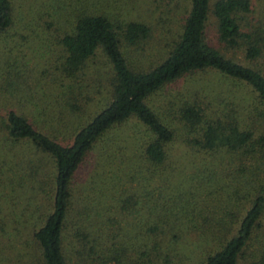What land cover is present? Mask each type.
Wrapping results in <instances>:
<instances>
[{
  "label": "trees",
  "instance_id": "obj_1",
  "mask_svg": "<svg viewBox=\"0 0 264 264\" xmlns=\"http://www.w3.org/2000/svg\"><path fill=\"white\" fill-rule=\"evenodd\" d=\"M13 1L0 0V33L13 23ZM40 1L36 20L58 32V72L48 77L45 89L31 88L17 60L6 56L0 61V143L28 149L19 180L8 183L26 178L28 198L42 192L40 201L48 206L38 212L39 203H29L21 240L16 227L3 230L12 245L21 241L27 264H185V248L198 264H264V0L256 17L250 0H189L178 36L158 61L146 65L137 64L151 35L140 0ZM209 14L217 40L240 49L245 63L205 41ZM97 49L108 62L110 77L106 94L93 100L100 78L91 75L88 88L82 77ZM205 68L246 90L247 122L240 123L227 103L219 106L191 95L178 107L174 126L148 104L147 97L162 85ZM127 121L143 133L134 167H141L143 179L157 176L159 198L150 197L155 187L143 197L117 191L110 197L116 208L111 215L94 200L74 201L79 166L110 130ZM190 152L235 156V179L241 194L249 197L239 217L224 204L220 214L204 216L199 224L190 216L186 222L200 228L185 231V212H179L185 198L180 192L164 197L162 186L173 179L175 155ZM44 157L51 159L52 169L46 170L47 160L40 162ZM142 209L135 231L124 233L121 213L133 216ZM67 230L73 250L64 246Z\"/></svg>",
  "mask_w": 264,
  "mask_h": 264
},
{
  "label": "rangeland",
  "instance_id": "obj_2",
  "mask_svg": "<svg viewBox=\"0 0 264 264\" xmlns=\"http://www.w3.org/2000/svg\"><path fill=\"white\" fill-rule=\"evenodd\" d=\"M250 2L252 16L256 17L260 11L261 0ZM13 3V23L5 34L0 33V61L6 56L17 60L24 83L31 88L40 85L45 89L48 77L58 72L56 65L61 58V47L55 37L58 32L36 20V11L41 7L40 0H14ZM138 4L142 9L141 17L146 18L151 27V35L137 63L146 65L158 61L178 36L189 0H140ZM204 39L224 55L242 63L246 62L240 49L223 47L217 40L215 20L211 14L205 25ZM86 64L82 79L87 87L91 88V75L100 78L103 85L94 93L93 100H96L106 94L110 77L108 62L100 49H97ZM191 95L203 101L213 100V104L219 106L227 103L240 123L248 121L246 114L250 99L246 90L210 68L180 75L149 95L147 101L165 122L177 126L178 107L185 101V97ZM95 107L93 102L90 110ZM177 131L180 132L179 127ZM142 135V129L133 121L124 122L110 130L79 166L72 185L73 200H94L103 213L111 215L110 212L116 208L112 206L113 200L110 197L117 191L121 194L135 192L143 197L146 189L155 187L150 197L159 198L156 193V187H160L157 176H153L151 180L143 179L142 172L139 173L141 167H134L138 165ZM103 149L105 153L102 152ZM27 152L25 144H10L7 141L0 143V264H27V256L22 255L21 241H15L12 245L13 241L8 239L4 231L9 227H16L20 233L24 230L29 219V203H39L38 212L48 207L40 201L42 192H38L34 200L28 198L26 178H21L19 183H8L9 179L19 180V174L26 168ZM175 156L177 157L173 160H179L171 172L173 179L166 180L167 185L162 186V191L165 193L164 197L180 192L185 198L184 208L179 207L180 213L185 212V231L193 232L200 228H193L186 222L190 216L199 224L204 216L220 214V207L224 204L229 206L235 217L243 213L249 197L241 194L243 191L235 179L238 170L234 155L223 152H190ZM45 160L46 170L52 169L50 158L44 157L40 162ZM243 162L248 163V160L243 159ZM238 193L241 195H237ZM143 215L144 209L138 210L133 216L126 214L123 217L121 213L119 218L123 225L122 231H135L137 219ZM22 238L23 233L17 237L18 241ZM64 246L70 250L76 246L68 230L65 232ZM196 262L185 248V264H198Z\"/></svg>",
  "mask_w": 264,
  "mask_h": 264
}]
</instances>
